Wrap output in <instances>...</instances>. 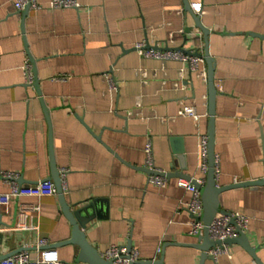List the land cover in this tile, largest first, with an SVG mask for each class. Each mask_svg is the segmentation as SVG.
I'll return each mask as SVG.
<instances>
[{
    "label": "crops",
    "instance_id": "obj_1",
    "mask_svg": "<svg viewBox=\"0 0 264 264\" xmlns=\"http://www.w3.org/2000/svg\"><path fill=\"white\" fill-rule=\"evenodd\" d=\"M37 1L41 9L23 16L13 0H0V192L11 189L7 173L26 188L54 182L47 111L67 202L84 210L85 234L101 256L130 244L144 263L201 264L200 240L189 235L191 194L178 182L182 174L206 179L199 146L208 137L210 81L188 64L150 59L135 48L149 42L203 55L198 22L209 30L218 186L261 180L264 0H188L201 4L199 13L187 11L185 0H76L79 8L67 9ZM27 62L39 90L35 79L26 84ZM182 104L193 106L199 121L180 115ZM149 139L156 167L173 175L164 189L142 170ZM58 200H12L0 213V256L28 252L34 261L85 264L77 263L78 246L55 247L72 232ZM220 203L226 213L249 217L245 233L264 264V186L231 187ZM229 249L230 256L204 264H257L240 245Z\"/></svg>",
    "mask_w": 264,
    "mask_h": 264
},
{
    "label": "built area",
    "instance_id": "obj_2",
    "mask_svg": "<svg viewBox=\"0 0 264 264\" xmlns=\"http://www.w3.org/2000/svg\"><path fill=\"white\" fill-rule=\"evenodd\" d=\"M15 8L18 11H23L25 7L30 6V10L38 11L41 9L37 0H13ZM190 7L192 11L199 13L202 11V6L199 3H191ZM52 9H67V8H79V4L76 0H51ZM136 51L144 57L152 58L161 61H180L189 65L190 71L203 79L205 82L208 80V72L206 69V61L199 50H178V48H160L157 45L150 44L149 42H142L136 46ZM201 54V55H198ZM25 79L27 85L34 83V76L32 73V67L30 62H27L24 66ZM108 77V76H107ZM57 80H64V76H60ZM111 89L118 87L116 79L111 77L109 79ZM180 115L184 117L193 118L195 121H199L200 117L196 109L193 106L182 104ZM208 137H203L200 142V154L202 158L201 169L205 175L208 172ZM146 162L145 167L151 172L148 175V182L156 186L157 188L164 189L169 183V178L166 176V172L158 169L154 162L153 143L149 139L145 147ZM145 168V169H146ZM65 173L60 172L62 187L65 192ZM3 178L11 186L8 193L0 192V213L7 208L12 200L21 196H32L42 198L45 196H57V189L54 182L45 181L40 182L33 187H22L18 184V176L16 174H3ZM206 179L197 180H185L180 179L178 185L188 191L191 194L190 201L186 204V209L191 216V230L189 235L197 237L205 228L204 223L200 220L203 215V203L201 199V191L199 186H204ZM235 222L232 224V222ZM250 219L248 216L240 213H219L216 215L213 223L209 227L210 238L215 242H220L221 245L208 251V254L212 257H216L220 254H229V245L225 244L228 239L238 237V229L245 232L248 228ZM46 245L45 241L40 243V246ZM102 258L106 261H110L112 264H140L142 262L139 258V254L136 250H128L123 246H112L104 254ZM0 264H67L59 259H46V260H32L28 252H20L19 254L7 258L0 262Z\"/></svg>",
    "mask_w": 264,
    "mask_h": 264
},
{
    "label": "water",
    "instance_id": "obj_3",
    "mask_svg": "<svg viewBox=\"0 0 264 264\" xmlns=\"http://www.w3.org/2000/svg\"><path fill=\"white\" fill-rule=\"evenodd\" d=\"M185 8L187 11H190V3L188 0H185ZM30 11V6H26L23 10V16H26L28 12ZM198 28L203 32L206 39V47L204 50L203 57L208 65V79H209V89H210V111H209V128H208V172L206 175V183L204 186H198V188L201 191V199L203 203V215L200 218L202 223H204L205 228L200 233L197 238L200 240V243H197L195 245L197 248H199L202 251V257H201V264H204V261L212 256L208 254V251L220 246V242H215L210 238L209 235V227L213 223L215 217L219 213H226L221 209V203H220V196L221 194L231 188V187H247V186H264V178L261 180L251 181V182H245L241 184H236L233 186L228 187H220L217 183V177H216V159H215V97H216V89H215V81H214V59L210 56L208 51V41L207 36L209 34V30L204 28L199 22H198ZM178 50L183 51V48H178ZM201 55V54H198ZM35 79V86L39 90V81L37 77L34 75ZM46 116L48 119L49 127H50V157H51V169H52V179L55 182V186L57 189V195H58V201L61 206V212L64 214V216L69 221L72 232H71V238L68 241L63 242L62 244H58L55 247H58L59 245H66V244H74L79 247L80 252L77 258V263H85V264H112L110 261H106L102 258V256L99 254V252L90 244V242L87 239V236L85 234L86 224L84 222V210H78L74 211L72 207L67 202L61 177H60V171L59 168H57L54 160V154H53V145H52V129L49 122L48 114L46 111ZM84 123V122H83ZM144 170L148 175L151 174L149 170ZM166 176L168 178L172 177V174L166 173ZM179 176V174L177 175ZM184 174H182L181 178H184ZM180 177V176H179ZM187 177V176H186ZM188 180H192L191 176H188ZM235 223L234 221L232 224ZM238 237L233 239H228V241H225V244L232 246L234 244L240 245L242 248H244L256 261L257 264H263L256 256L255 248H253L250 245V241L246 235V233L240 229H238ZM1 236V235H0ZM128 250H131V245L127 247ZM10 256H0V262L6 260ZM149 263V262H148ZM144 262H140V264H148Z\"/></svg>",
    "mask_w": 264,
    "mask_h": 264
}]
</instances>
